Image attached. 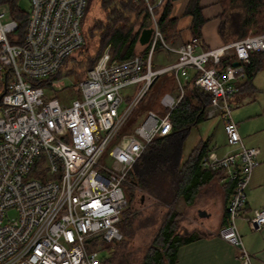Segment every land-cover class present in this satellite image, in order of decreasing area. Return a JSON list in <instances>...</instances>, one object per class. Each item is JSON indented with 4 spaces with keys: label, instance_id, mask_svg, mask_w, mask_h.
Masks as SVG:
<instances>
[{
    "label": "built area",
    "instance_id": "1",
    "mask_svg": "<svg viewBox=\"0 0 264 264\" xmlns=\"http://www.w3.org/2000/svg\"><path fill=\"white\" fill-rule=\"evenodd\" d=\"M161 1L146 0L153 29L146 58L113 59L105 48L76 82L81 95L70 103L46 98L38 82L57 72L83 43L87 0H30L22 29L16 16L3 20L0 11V264L101 263V242L123 237L119 222L128 205L127 176L155 136L173 131L170 112L184 93L181 77L189 68L197 72L194 83L209 93L206 116L222 118L232 146L223 154L209 151L201 161L232 184L219 234L238 247L240 264H252L237 219L259 163V147L244 143L231 97L241 90L251 53L264 51V32L249 30L199 51L196 38L174 46L163 39L153 12ZM158 40L177 58L154 67ZM228 57L231 62L223 63ZM166 71H173L178 95L162 94L165 111L148 109L131 131L121 130L154 79ZM130 85H136L131 99L122 91ZM248 222L252 229L262 228L264 207L254 208Z\"/></svg>",
    "mask_w": 264,
    "mask_h": 264
},
{
    "label": "trees",
    "instance_id": "2",
    "mask_svg": "<svg viewBox=\"0 0 264 264\" xmlns=\"http://www.w3.org/2000/svg\"><path fill=\"white\" fill-rule=\"evenodd\" d=\"M9 1L10 13L19 19L22 29L26 21V11L18 6L16 0ZM149 1L156 2V0ZM173 1L162 0L153 7L163 39L168 43L180 35V29L177 28V17L171 16ZM218 2L222 9L221 18L227 17L232 20V26L238 34L237 38L245 36L249 30L264 32V0H218ZM100 3L105 10V17L95 18L84 29L83 17L88 6L87 0L81 18L84 41L76 49L80 50L81 57H73V52L65 63L73 57L70 61L71 68L80 64L87 71L107 47L113 59L129 58L136 54H140L145 59L151 43L141 45L139 37L144 28L152 25L151 13L146 0H100ZM185 12L192 15L190 30L193 37L198 38L201 34L200 28L205 21L201 13L200 0H189ZM91 42L95 45L93 52L89 51ZM161 47H163L162 42L158 40L153 47L152 55ZM262 53L264 51L251 53L249 62L245 64V83L250 82L260 69L262 63L254 56ZM230 62L229 57L223 59V63ZM64 65L49 77L39 80L38 83L45 87L46 93L56 89L52 81L60 78ZM71 68L63 74L75 75L71 74ZM85 75L86 73L81 78ZM196 76L197 72L189 82V91L184 90L182 97L170 112L173 131L168 135L155 136L127 176L129 185H136L167 204V210L140 264H171L176 259L178 246L192 237L176 231L181 214L175 210V206L181 198L187 203L192 202L208 174V171L201 166L203 157L209 151L206 141H199L188 158L181 163L184 140L191 126L204 116V109L207 105L205 97L198 93L199 86L194 83ZM176 85L178 87V84ZM77 92V96H80V92ZM193 96L197 97V100L194 101ZM129 212L128 206L122 210L119 226L123 235L130 232L127 229L132 223ZM105 243L101 242V246ZM106 260L101 261L100 264H105Z\"/></svg>",
    "mask_w": 264,
    "mask_h": 264
},
{
    "label": "crops",
    "instance_id": "3",
    "mask_svg": "<svg viewBox=\"0 0 264 264\" xmlns=\"http://www.w3.org/2000/svg\"><path fill=\"white\" fill-rule=\"evenodd\" d=\"M188 2L189 0H174L172 3L171 16L177 17V28L180 29V35L175 40L169 42L171 45L177 46L195 38L190 30L192 15L185 12ZM200 5L201 13L205 21L200 28V36L196 38L198 42L196 46L197 51L203 48L220 46L238 37V34L232 26V20L227 17L221 18L222 9L218 0H200ZM151 37L152 34L149 42ZM169 52L171 53V58L168 64L174 62L177 58L175 52ZM254 57L261 61L260 69L250 82L245 83L242 81L241 90L231 97V101L237 105L235 111H239L237 120L238 130L244 143L249 146L259 147V163L253 170L251 180L247 187V202L242 214L237 219V225L244 246L251 254L252 264H264V225L262 228L256 230L252 229L248 222V218L252 215L254 208L264 207V53L255 54ZM195 73L196 71L193 68H189L188 75L181 77L184 90L189 91V82ZM176 84L177 80L175 79L173 71L163 72L154 79L151 87L155 85L158 94L161 93L159 97L160 106L156 109L157 111L165 109L161 103L162 94L168 92L174 97L178 95L179 87ZM197 90L198 93L205 97L206 104L208 105L209 93L200 87ZM193 100H197V97L194 98L193 96ZM149 109H153V107ZM204 113L202 119L196 121L191 128L197 126L201 121H204L203 118H206V110ZM220 124L224 128L223 120L218 122V125ZM215 136L216 130L210 132L209 129L206 132L205 138L201 137L199 140L207 142V149L209 151L223 154L224 149H221L220 145H217L218 141ZM194 143L195 141L188 144L184 140L181 163L192 152L196 144ZM226 144L228 145V142ZM206 170L208 171L207 179L202 184L193 201L187 203L181 198L175 206V210L181 214L176 231L181 234L191 235L192 237L178 246L176 259L171 264H240L238 247L219 234L220 228L226 224V206L231 194L232 184L221 180L218 173L210 171L209 169ZM130 186L139 188L136 185ZM162 203L160 204V212L163 213L164 208L167 209L165 206L167 204ZM123 238L124 235L120 241ZM120 241L114 240L106 242L104 246H98L101 261L107 259L105 264L110 262L114 251L113 244ZM104 248H107L108 252H111L109 256L103 255V253L101 254ZM145 251L146 249L140 257L139 264Z\"/></svg>",
    "mask_w": 264,
    "mask_h": 264
},
{
    "label": "rangeland",
    "instance_id": "4",
    "mask_svg": "<svg viewBox=\"0 0 264 264\" xmlns=\"http://www.w3.org/2000/svg\"><path fill=\"white\" fill-rule=\"evenodd\" d=\"M16 3L21 7L22 10L26 12L30 8V0H16ZM10 6L11 5L9 3L0 2V11L4 12V16L2 18L3 20H8L11 17ZM104 17L105 10L101 5L100 0H88V6L83 17L84 29L88 25H90L95 18ZM94 49L95 45L93 44V42H91L89 51L93 52ZM73 55V57L75 58H80V50L74 51ZM73 57L69 58L65 63L63 69L61 70L62 75L55 81L54 85L56 89L50 90L49 93L47 92L45 95L46 98L57 97L64 103H70L73 98L77 97L78 92L76 90V82L78 81V78L80 79L86 73V71L85 67L81 66L80 64H77L73 68H71L72 64L70 61ZM170 58L171 53L168 50L164 48L157 49L152 55V62H154L153 66L167 65L170 62ZM69 68H71V74L75 75L63 74ZM135 89L136 85H130L122 89V91L125 96H129V99H131ZM160 95L161 93L158 94L155 85H153V87H151L144 94V96L132 110L121 130H123L124 132L131 131L135 125H137L145 118L146 113L150 107H153V109L156 110L160 106ZM127 103L128 101H124L123 105ZM232 106V116L237 122L239 111H235L237 106L236 103H232ZM203 120L204 121H201L197 126H193L191 128L185 138V141H187L188 144H191L194 141L196 143L199 138H205L206 132L209 129L210 132L216 130L215 137L218 141L217 145H220L221 149H224L223 153L230 151L232 149V146L226 144L227 136L223 125H218V122H220L222 118L219 115H215L208 117L206 116V118H203ZM123 187L128 199V207L130 211L129 214L132 217V223L131 225H129V228H127L128 230H130V232L124 234L123 240L113 244L114 251L112 258L110 259V262L108 264H139L142 253L147 248L152 237L154 236V233L160 224V219L167 209L164 208V212H160V204L162 202L144 189L140 187L137 188L134 186H130L127 182L124 183ZM165 206L167 207V205ZM14 213V211H10V215H13ZM102 253L103 255L108 256L111 254V252H108L107 248H104V250L101 251V254Z\"/></svg>",
    "mask_w": 264,
    "mask_h": 264
},
{
    "label": "water",
    "instance_id": "5",
    "mask_svg": "<svg viewBox=\"0 0 264 264\" xmlns=\"http://www.w3.org/2000/svg\"><path fill=\"white\" fill-rule=\"evenodd\" d=\"M152 31H153L152 27L145 28V29L142 31L141 36L139 37V42H140L141 44H145L146 42H149L150 36H151V34H152ZM232 63H233L234 65H236V64H238L239 62H238V60H234ZM0 98H1V96H0Z\"/></svg>",
    "mask_w": 264,
    "mask_h": 264
}]
</instances>
